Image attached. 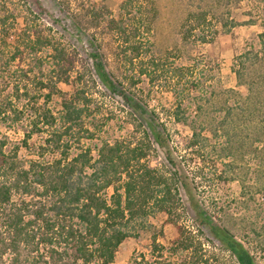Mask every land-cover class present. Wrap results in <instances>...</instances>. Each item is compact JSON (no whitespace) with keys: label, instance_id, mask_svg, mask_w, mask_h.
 Returning a JSON list of instances; mask_svg holds the SVG:
<instances>
[{"label":"trees","instance_id":"obj_1","mask_svg":"<svg viewBox=\"0 0 264 264\" xmlns=\"http://www.w3.org/2000/svg\"><path fill=\"white\" fill-rule=\"evenodd\" d=\"M9 1L0 0V126L25 128L21 145L9 150L8 139L0 137V264H112L121 245L148 229L149 219L158 213L177 226L178 238L166 247L154 235L149 258L141 255L133 259L135 264H210L206 246L229 253L235 264H257L246 244L214 222L198 202H193L197 230L179 224V190L191 193V180L169 150L170 164L151 165L153 145L168 147L167 130L142 104L135 87L144 77L151 85L171 89L173 117L191 129L187 149L200 158L210 149L225 167L233 164L231 179L244 191V161L256 157L263 169L261 176L251 178L249 188L264 195V32L258 48H246L234 58L237 86H244L247 95L235 89L209 93L204 64L194 60L178 67L155 58L151 23L141 6L126 0L120 17L108 23L121 39L119 61L132 70L124 84L90 41L95 79L80 54L47 32L29 4L25 25L11 41L16 18ZM257 13L256 18L246 12L244 22L226 19L216 30L207 11L192 12L187 38L195 33L207 44L219 34L234 35L242 25L264 27ZM73 26L83 41L82 30ZM61 85H72L73 92H64ZM100 87L122 99L139 136L103 141L93 150L81 143L97 136L87 123L95 114ZM55 98L58 114L51 107ZM34 136L43 141L32 149ZM21 147L34 158H21Z\"/></svg>","mask_w":264,"mask_h":264},{"label":"rangeland","instance_id":"obj_2","mask_svg":"<svg viewBox=\"0 0 264 264\" xmlns=\"http://www.w3.org/2000/svg\"><path fill=\"white\" fill-rule=\"evenodd\" d=\"M126 0H13L9 5L14 20L12 30L13 39L25 25L27 17L25 5L39 15V22L47 32L54 35L70 50H76L79 57L95 75L90 41L95 42L100 48V54L107 69L118 77L124 84L125 77L131 75L132 70L119 61L118 43L121 39L113 33L108 25L112 18L120 17L121 6ZM261 2L260 0H257ZM263 2V1H262ZM249 0H134V6L142 7V12L151 23L152 54L159 60H164L168 65L189 66L194 60L204 64L202 70L208 80L206 90L220 92L235 89L242 95H247L244 86H237L236 75L232 71L234 58L246 48H258V36L264 32L261 25H242L234 29V35L219 34L216 41L202 44L192 34L187 38L189 15L192 12L207 11L208 20L213 23V28L221 29L226 19L235 18L240 22L249 19L246 12H252L258 20L264 23V4ZM140 7V9H141ZM74 20V21H73ZM76 22V23H72ZM259 21V22H260ZM12 22V19H10ZM73 24L82 31L83 41ZM186 37V38H185ZM93 75V76H94ZM97 79L96 75L94 76ZM64 92H73L72 85H61ZM96 94L94 104L95 114L89 117L88 127L97 131V136L92 140H82L81 146L96 150L103 141L113 142L118 139H134L139 136L132 124L130 110L124 105L122 99L110 94L103 87ZM135 93L142 104L149 111L155 113V118L166 127L167 148L153 145L150 163L153 166H166L169 163L168 150L172 157L182 168V171L192 181H189L190 192L180 188L181 200L179 224L196 231L198 228V211L193 202H198L212 220L220 226L230 230L239 240H242L256 257L257 264H264V195L258 188H249L251 178H258L262 173V166L256 157H247L244 161L246 190L239 182L233 181V164L224 166L216 153L208 149L203 153V158L193 155L187 145L191 138V129L178 123L173 117L175 96L171 89L165 85H151L144 77L135 87ZM58 99H53L51 107L58 114ZM192 111V110H191ZM212 115H216L213 113ZM191 119L194 114H190ZM25 124L15 129L0 126V137L8 139V150L15 145H21ZM42 138L34 136L30 140L32 149L34 145L42 142ZM78 146L72 153L78 152ZM20 157L32 159L30 149L21 147ZM49 158V157H47ZM247 176V177H245ZM177 216V215H176ZM178 218V217H176ZM198 222V223H197ZM150 227L139 233L137 238L127 239L120 247L112 264H135L134 258L140 260L141 255L149 258L151 241L154 235L166 247L178 238V228L169 222V217L158 213L149 219ZM247 236V237H245ZM210 239V237H209ZM209 250L210 261L214 264H235L234 258L222 250ZM210 263V264H211Z\"/></svg>","mask_w":264,"mask_h":264}]
</instances>
